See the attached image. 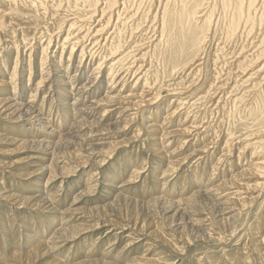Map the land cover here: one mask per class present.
Instances as JSON below:
<instances>
[{
  "label": "rangeland",
  "instance_id": "obj_1",
  "mask_svg": "<svg viewBox=\"0 0 264 264\" xmlns=\"http://www.w3.org/2000/svg\"><path fill=\"white\" fill-rule=\"evenodd\" d=\"M32 1L35 0H3L0 3V99L6 97L4 99L12 100L14 105L18 103L24 105L23 109H17L15 112L18 115L21 114L19 119H16L18 115L15 116V113L4 118L1 115L3 111L0 110V162L3 161V166L0 165V264H103V262L107 264H144V262L152 264L147 263V260L159 261L161 264H250L252 261H255L256 264H263L261 258H264L262 250L264 243L260 244V247L258 246L261 250H257L255 238L264 235V227L259 225L264 218V207L263 211L259 213V208L264 202V182H262L264 179L261 180L260 176L250 177L249 175L247 178L238 180L240 183L237 186L239 187L230 190L238 191L235 199L245 198L243 208L237 202V205H220L228 197L229 199L234 197L233 195L226 194L222 200L215 199L213 196L220 192L214 189L215 186L229 180L241 170L248 169L251 162L250 157H247V155L250 156L248 153L246 156L239 157L240 151L237 150L239 144L236 142L234 146L225 144L226 139L224 138L229 133L223 112L225 113L227 107L223 111L216 110L214 108L216 105L210 103L206 107L186 104L189 107L186 105L180 107V110L171 119H167L166 112H171L178 101L180 104L184 99H188V101L194 99L192 96H188L191 94L189 93L184 96L180 95L181 97L177 96L178 100L166 88H162L160 99L150 105H143L139 112L129 106L137 100L139 101L138 97L135 99V96L140 95L144 89V80L141 78L137 81V78L142 75H139L140 72H135L134 69L139 66H136L137 62L133 64V60L138 57L134 59L133 56L143 54L146 48L147 52L154 54L156 47L160 46L159 40H156L159 32L156 33L153 30L154 25H160L161 12L166 9L169 13V9L172 11L175 8V0L129 1V9H136L130 13L137 12L141 17V20H139L140 18L135 19L136 24L142 23L143 29L141 28L142 31L139 34L141 35L147 27L151 29L146 30L139 38L140 40H133L135 45L132 49L127 50L126 60L120 62V65L123 63V67L119 68V64H117V75L113 81L109 76L110 71L106 63L110 61V58L105 59L100 70L96 69L97 59L101 56L104 57L103 49L90 45L86 53H83L82 46L87 45L83 39L79 40V44L75 43V40L73 42V39L68 41V44L64 42L68 26L57 34L61 35V38L55 37V40L53 39L50 43V47H46L49 37H43L39 33L41 27L35 26L33 34L28 35L31 31L23 29L27 26L24 27L23 24L18 23L11 15L17 16L23 13V6L30 5ZM48 2L51 6L54 0H48ZM102 2L98 5L99 9L104 7ZM204 8V12H207L206 9H209V6ZM156 13H158L157 17H155ZM207 13H205V18L202 16L204 13L200 14L203 21L207 18ZM40 14L38 12L35 15L38 20L40 17L42 18ZM125 15L124 17L122 15L121 18H125ZM200 15L198 20L201 21ZM215 15L218 16L217 13ZM215 15L210 16V20L213 19V22L212 20L204 24L200 22L201 28L196 31L198 36L209 35L212 32V35L207 36L205 45L202 46L204 49L200 58H203L201 60L205 61L204 63H208L217 46L218 40L215 42L216 37H213L214 27L217 22L218 26L223 25L220 17L216 19ZM100 17L97 15L95 19ZM135 17L136 15H133L131 20ZM156 18L157 20H155ZM62 19L64 17L60 20ZM193 20L194 26L197 19ZM135 21L130 23V26L134 25ZM210 22L213 24L211 25ZM75 28L76 26L72 29ZM165 30L168 31L164 32V38L168 39L174 35L172 29L166 28ZM179 31L180 29L177 32ZM79 32L78 30L74 31L75 35ZM193 33L195 34V30ZM14 35L16 36L14 37ZM79 35H83V32ZM152 43L154 45H151ZM100 51L102 52L100 53ZM130 62L133 64V69L128 70L132 65L129 64ZM16 63L18 66L14 70ZM6 66L8 67L7 71L5 70ZM230 69H225L224 75L222 73L219 76L228 84V90L237 89L234 84L246 79V72L252 73V70L249 69L246 72L241 70L240 72L237 63H234ZM213 70L211 67L207 71L211 74L208 77L205 75L203 81L200 82V85L204 83V88H207V81L209 82L210 77L214 76ZM247 84L249 82H246L245 86ZM240 86L242 89L244 85ZM151 87L148 84L147 89L144 90L150 93L144 98L145 100L154 96L152 93L154 89L149 90ZM204 88L201 89L203 92H205ZM127 94L128 97L125 98ZM100 101L102 102L99 103ZM129 108L130 110L127 111ZM28 109H33L35 113L32 116L37 115V117H41V120L30 119V114L27 113ZM157 110L160 111L157 112ZM134 111L138 114L133 118L132 123L125 124L127 116L132 115L133 117ZM147 115L150 117L144 120V116ZM30 121H33V124ZM81 121H86L91 125L84 124L85 126L80 127ZM191 121L198 126V129L195 130L194 126V130L186 135L174 134L160 141L155 139V136H158L156 132H153L152 136L145 129L146 125L155 123L157 124L156 128L161 130L166 128V132H172L191 125ZM97 124H99L97 130L102 131L101 133L105 135L88 139L90 127ZM139 124L142 125L140 137L137 138L135 130ZM176 124H178L177 127ZM100 132L98 133L101 134ZM197 134L201 137L197 138ZM212 138H216L218 141L216 140L215 145L208 148L206 152L208 154L201 155L198 148L203 147L204 143L202 142H205V145L211 143L209 141ZM19 140H27L29 143L20 145ZM114 141H120L123 144L119 146H124L114 150L113 156L109 157L107 156L109 153L108 143ZM154 143L161 147L158 149H161L162 153L153 149L152 146L156 145ZM225 148L228 153H225ZM175 150L177 151L173 152ZM31 156L36 157L30 160ZM52 156L58 157L62 162L51 165L48 160H51ZM187 156L189 157L186 162L179 165L181 167L178 166L176 171L164 174L165 171L167 172L168 164L176 157L180 159ZM40 158L45 159L41 160ZM103 159L105 161L101 164ZM8 163L15 164L12 171L10 168L4 167ZM157 168L159 169L156 170L158 174L161 172L159 175L156 171L154 172ZM160 168L163 170L160 171ZM52 171L56 178L49 182L48 178ZM20 173L26 177L19 176ZM194 173L195 175H193ZM197 175L199 182L194 181L193 183L192 179H196ZM161 181L162 183H160ZM198 190L211 193L205 192L204 198L193 210L187 206L185 200ZM4 192L22 198L32 197L30 202L36 205L26 204L23 207H21L22 205L18 207L12 199L5 198V200L2 197ZM159 197L161 199L158 200ZM171 201L174 202L173 205H171ZM182 201H184V205L182 203L179 205L178 202ZM149 203L153 205L151 206ZM148 205L151 207L148 208ZM228 205L230 208L234 207L233 212L227 209ZM179 208L181 209L178 210ZM190 209L192 210L189 211ZM196 213L199 217L207 215L206 217L209 219L200 223L196 222L195 220L198 218L194 216L197 215ZM257 213L259 214L257 215ZM53 216H57L58 220L55 221ZM143 223H145L146 231L142 230ZM123 225H127V229H122ZM155 226H159L164 232H171V236H174L173 241L178 246L175 248L174 245L152 236L149 232L153 231ZM82 230L84 231L82 232ZM255 232L258 234L255 237H250V233ZM56 235L66 238L67 241L55 244L54 236ZM220 235L223 237L222 241L214 239ZM40 236L49 243L35 254L36 258L28 259L23 256L22 259H18L12 257L14 254L30 251L37 244V239ZM54 246H57L56 249Z\"/></svg>",
  "mask_w": 264,
  "mask_h": 264
},
{
  "label": "bare ground",
  "instance_id": "obj_2",
  "mask_svg": "<svg viewBox=\"0 0 264 264\" xmlns=\"http://www.w3.org/2000/svg\"><path fill=\"white\" fill-rule=\"evenodd\" d=\"M2 1L3 0H0V3ZM129 1L130 0H105L104 2H102L101 0H54L53 5L51 4V6H49L48 0H35V1L30 2L31 3L30 5L25 4L26 6H23V8H22L23 13H20L17 16L11 15V14L10 15H11V17L13 16L14 17L13 19L18 21V23L23 24L24 27L27 26L23 29H24V31L28 30V32L31 31V33L28 35L33 34V28L35 26H37V28L41 27L42 28L41 32H39V33H41V36H43V37L48 36L49 37V40H48L46 47L50 45V43L53 41V39L58 36L57 34L60 33L64 27L68 26L69 29L67 31L66 37L64 38V42H67V44H68V41L73 39V42L75 40V43L78 42V44H79L80 43L79 40L83 39L84 40L83 42H85V43L87 42V45L82 46L83 53L84 52L86 53V51H87V49H89L90 45H92L94 47L101 48V50L103 49L102 55H104V57L101 56L99 59H97L98 65H97L96 69L100 70L105 63V59L110 58V61H108L106 63L108 65L109 71H110L109 76H111V80L113 81L115 76L117 75L116 69L118 68V66H119V68L123 67V63H122V65H120V62H122V61L124 62L126 60L125 55L127 54L126 53L127 50L132 49L135 45V43H133V40L139 39L140 37H142V35L144 34V32L146 30L151 29V28L147 27L146 30L143 31V33L141 35L139 34L140 31H142V29H143V27H141L142 23L136 24L135 19L140 18L139 20H141V17L139 16V14H137V12H135L134 14H131L132 13L131 11H134L136 9H134V10L129 9V6H128ZM101 2H102V5H104L103 9H99V6H98ZM174 2H175V8L172 11L169 9V11H170L169 13L166 9L164 12H161L162 13L161 17L158 16V17H160V19H159L160 25H158L156 23L157 25H154L155 28L152 27V28H154L153 30L156 31V33L159 32L158 33L159 35L156 38V40H159V43H160V46L156 47L154 54L152 55L151 53H149V51L147 52V50H146L147 48L145 47L146 49L144 50L145 52H143V54L133 56L134 59H135V57H138L136 60H133V64L135 62H137L136 66L137 67L139 66L138 68H134V69H135V72L138 71V72H140L139 75H142L141 77L139 76V78H137V81H139L141 78L144 80V82L142 81L144 83V89L142 88L143 90L140 93V95L135 96V99H136V97H138L139 101L137 100L136 102L132 103V105H129V106H132L133 110L139 112L143 105H150V104L154 103L157 99H160L162 88H166L171 94H173V96L175 98L177 96H180V95L184 96L185 94L188 95L189 93H191L188 96H192L194 99L193 101H188V99H184L183 101H181L180 104H178L179 101L177 102V99H176L177 105L175 104L176 105V106H174L175 108L173 110L171 109L172 111L169 110L171 112H168V113L165 111L167 116L165 114L164 115L167 117V119L168 118L171 119L180 110V107L185 106L186 104L187 105L188 104L193 105V106L198 105L197 107H199V106L200 107H202V106L206 107V105H208L210 103L212 105H214V104L216 105L214 107L216 110L220 109L223 111H225V107H227L225 113L223 112V114H225V119H226V123L228 125V133H229V135L225 136V138H224V139H226L225 144H226V146H230V145L234 146L235 142H236V144H239L240 146L238 147V149L236 148L237 150L240 151V153H238L239 157H242L244 155L246 156V154L248 153V154H250V156L247 155V157H250L251 162H250L248 169L241 170L240 172L236 173L234 176L230 177L229 180L223 181L222 183L220 182V184L215 186L214 189L217 191H220V192L214 194L213 196L215 199H221L222 200V199H224V196L226 194L227 195H233L234 197L231 196L232 198H230V199L228 197V199H225L224 201H222L220 203V205H226V204L232 205V204H236V202H237V203H239L240 207L243 208L245 205V201H246L245 198L244 199H242V198L241 199H235L236 195L238 194V191L232 192L230 190H234L236 187H239V186H237V184L240 183L238 180L243 179L245 177L247 178V176H249V175H250V177L251 176H257V177L260 176L259 178L261 180L264 179V0H175ZM191 4H192V6H191ZM206 4L209 6V9H206L208 13L204 12V9H205L204 7L207 6ZM28 8H30V9H28ZM0 9H1V5H0ZM38 12H40L41 13L40 15L42 16V18L40 17L39 20L35 16ZM201 13H204L202 15L204 18L206 17L205 13H207V18H206L207 20L204 19V21H203V17H201V15H200ZM216 13L218 16L215 15ZM63 15H66V16H63ZM97 15L101 16V17L99 19H95V18H97ZM122 15H123V17L125 15V18H121ZM133 15H136V17L131 20V17ZM157 15H158V13H156L155 17H157ZM199 15L202 18L201 21L198 20ZM211 15L212 16L215 15L216 19H217V17H220V20L223 21V25L218 26V22H217L216 27H214L215 30H214L213 37L214 38L216 37L215 42L218 40L216 43L217 46H216V49L214 51V54L211 55L212 56L211 59H209V61L207 60L208 63H204L205 61H202L203 58H200L202 55V50L204 49L202 46L205 45L204 43L207 40V36H209L212 32H210L209 35L205 34V36H203V34H202V36H198L199 34L196 31H198L201 28L200 27L202 25L201 23L204 24L207 21H211V20H212V22L214 21L213 19L210 20ZM62 17H64V19L60 20ZM65 19H68V20L66 21ZM193 19H195V20L197 19L196 20L197 22L194 24V26H193V22H194ZM155 20H157V18ZM16 21H13V22H16ZM134 21H135V24L130 26V23H132ZM70 22H72V23L70 25H68ZM77 24H80V25H77ZM212 24L213 23H211V25ZM74 26H76V28L72 29V28H74ZM166 28H169L170 30L172 29V32L174 33V35L170 36L168 39L164 38V32L166 33L168 31V30L167 31L165 30ZM179 29H180V31L177 32ZM77 30H78V32L79 31L80 32L78 34L76 33V35H75L74 31H77ZM170 30H169V32H170ZM193 30H195V34L193 33ZM211 30H212V26H211ZM82 32H83V35H79ZM15 36L16 35H14V37ZM60 36H58V38H61ZM214 38H212V39L214 40ZM151 45H154V44L152 43ZM44 52H46V51L44 50ZM101 52L102 51H100V53ZM131 62L129 64H132ZM41 63L43 65V62H41ZM234 63L235 64L237 63V68L239 69V71L241 70L242 72H246L249 69V70H252V73H249V72H246V74L243 73L247 76V78L243 79L242 81L240 80L239 82L237 81L235 84L233 83L236 86L235 88H237V89L233 88L232 90H228V86H227L228 84L224 80H221L222 77L220 79L219 76H221L222 73L224 75L225 69H228V68L230 69V67ZM3 64H4V62H3ZM117 64H119V65L117 66ZM133 64L130 66V68H128V70L133 69L132 68ZM17 66H18V63L15 64L14 70H16ZM147 67H149V68H147ZM211 67H212V69H214L213 70L214 76L210 77L209 82L207 81V84H208L206 86L207 88H204V86H203L204 83H202L200 85V82L203 81V79L205 78V75L208 77L211 74L210 72H207ZM7 69H8V67L5 70L7 71ZM30 70H32L31 67H30ZM230 70L232 71L233 69H230ZM6 71H5V73H6ZM29 72L31 73V71H29ZM135 72H133V73H135ZM225 76H226V74H225ZM225 76H224V78H225ZM242 76H244V75H242ZM207 77H206V79H207ZM41 79H43V77H41ZM246 82L247 83L249 82V84H247L245 86ZM148 84H150L152 86L149 90L154 89L152 91L154 96H152V98L150 97L151 99H149V100H147V99L145 100L144 98L150 94L148 91H144L147 89ZM239 85H244V86L241 89V86L239 87ZM203 88L205 89V92H203V90H201ZM173 96H171V97H173ZM127 97H128V94L125 96V98H127ZM217 97H218V99H217ZM4 98H6V97H4ZM4 98L0 99V108H1L0 110L3 111L1 113V115L4 118H8V116L11 114L14 115V113L17 111V109H23L24 108L23 103H20V104L18 103L17 105H14L12 100L4 99ZM111 98H113V97H111ZM130 100H131V98H130ZM163 100L164 99H162V101ZM178 100H179V98H178ZM101 102L102 101H100L99 103H101ZM169 105H170V103H169ZM187 107H189V106H187ZM209 107H212V106H209ZM161 108H163V107H161ZM85 109H87V108H85ZM129 110H130V108L127 109V111H129ZM185 110H186V108H185ZM40 111L41 110L39 109V112ZM159 111L157 110V112H159ZM138 112H135L133 114V117H132V115L131 116L128 115L129 117L127 116V118L125 119V124H131L133 118H135V116L138 114ZM188 112H189V110H188ZM27 113L30 114L29 115L30 119L37 118V120H41L40 119L41 117L39 118V117H37V115L32 116V114L35 113L33 111V109H28ZM148 114H149V112H148ZM184 114H186V113H184ZM17 115L18 114L15 113V116H17ZM157 115H158V113H157ZM160 116H161V114H160ZM20 117H21V114H19L18 118H16V119H19ZM144 117H145L144 118V120H145V119H148L150 117V115H147ZM156 117H158V116H156ZM154 118H155V115H154ZM192 118L194 120V117H192ZM177 119L179 120V118H177ZM153 120H155V119H153ZM30 122L33 124V121H30ZM157 123H159V122H157ZM191 123H190L191 125H189L187 127L185 126L184 129L182 128V129L172 131V132H166L167 131L166 128L165 129L162 128L164 131L161 130L160 128H156L157 124H155V123H150V124H148V126L146 125L145 129L148 130L152 136H153V132H156L158 134V136L155 134L157 136V137L155 136V139L160 141V140L165 139L167 136L174 135V134L186 135L187 133H190L194 130L193 129L194 126H195V130L198 129L197 128L198 126H196V124L194 122L191 121ZM84 124H87V125L90 124L91 125V123H88L86 121H81L80 127H82ZM188 124H189V122H188ZM97 125L90 127V129L88 131L89 134L87 136L88 139L92 138V137L99 136V135H105L104 133L103 134L101 133L102 131L100 132L99 130H97V127H99V124H97ZM141 125L142 124H139V127H137V129L135 130V131H137V133H136L137 138L140 137L139 133L141 131ZM177 125L178 124H176V127H177ZM44 127H46V126H44ZM77 127H79V126H77ZM86 127H89V126H86ZM153 127H155V128H153ZM103 129H105V128H103ZM98 132H100L101 134H99ZM196 136L198 138V136H200V135L197 134ZM196 136H195V138H196ZM62 138H59V139H62ZM180 138H181V136H180ZM190 138H191V136H190ZM216 138H217V135H216ZM216 138H212L211 141H209L211 143H209V144L207 143L206 145H205V142H202V140H201V142L204 143V145H202L203 147L198 148L199 150L198 149H196V150H198L200 152V154L204 156V154L207 152L208 148H210V146L212 147V145H215L214 143H216V140L218 139V138L217 139ZM18 142H20V145H25V144L29 143L27 140H19ZM108 144H109V153L107 154V156H109V157L113 156L114 150H116V149L118 150L119 148L124 146V145L119 146L120 144H123L120 141H117V142L114 141V142H110ZM154 144H156V143H154ZM193 146H194V144H193ZM152 147H153V149L155 148L156 151L159 150L158 148H161V147H159L158 144L153 145ZM194 150H195V148H194ZM225 150H226V148H225ZM161 151L162 150L160 149L158 153H162ZM176 151L177 150H175L173 152H176ZM192 152H193V150H192ZM225 153H228V151L226 150ZM206 154H208V153H206ZM166 155H169V154H166ZM189 155H191V154H189ZM35 157L36 156H31L30 160L35 158ZM188 157L189 156H187L185 158H180V159H178L176 157V159H178V160L175 159V160L171 161L170 164H168L169 166H168L167 172L165 171L164 174L166 175L170 171H173V170L176 171L178 166L182 165L184 163V161L186 162ZM222 157L224 158V156H222ZM247 157H245V158L247 159ZM40 159L43 160L45 158H40ZM104 159H106V158L104 157ZM104 159L101 161V164H102V162L105 161ZM48 161H50L51 165L54 163L56 164L57 162H62V161H59V158L55 157V156H52L51 160H48ZM135 161H136V159H135ZM2 162L3 161L0 162L1 166H3ZM14 165H15L14 163H12V164L8 163V165L4 166V167L10 168V170L12 171L14 169V168H12ZM74 165L76 166V164H74ZM179 167H181V166H179ZM215 168L217 169L218 167H215ZM71 169H73V168H71ZM195 169L197 170V168H195ZM156 170H159V169L158 168L155 169L154 172ZM162 170L163 169H161L160 171H162ZM54 171H52V173L50 174V177L48 178L49 182L53 181L56 178ZM139 171H141V170H139ZM156 173L158 174L157 171H156ZM67 175H71V174H67ZM193 175H195V173ZM19 176L26 177V175H24L23 173H20ZM192 181H193V183H194V181L199 182V176L197 175V178L194 180L192 179ZM262 182H264V181L262 180ZM160 183H162V181ZM243 184H241V185H243ZM211 186H212V184H211ZM244 186H246V185H244ZM259 187H262V186H259ZM211 191H213V190H211ZM205 192L209 193L210 191H205ZM205 192H199V190H198V192L190 195L191 197L186 199L185 203L187 204V206H190L194 210V208H196V206H198L200 201L204 198ZM184 194H185V192H184ZM188 195H189V193H188ZM208 196H210V195H208ZM2 197L4 199L5 198L6 199H8V198L12 199V201H14L15 204L18 205V207L21 205H22L21 207H23L26 204L27 205L30 204L31 206L36 205V204L30 202L32 200V197H23L22 198L19 196H15L14 194H10V193L7 194L6 192L2 193ZM157 199L159 200L161 198L159 197ZM166 201H168V200H166ZM183 202L184 201L178 202V203L180 205V203L183 204ZM173 204H174V202L171 201V205H173ZM121 205H123V204H121ZM147 207L150 208L149 205ZM263 207H264V202H262V204L259 208V213H261L263 211ZM154 208H156V207H154ZM235 208H237V207H235ZM48 209H49V207H48ZM180 209L181 208H179L178 210H180ZM192 209H190L189 211H191ZM227 209H229L230 211L233 212L234 207L230 208L228 205ZM187 210H185V211H187ZM223 211H225V210H223ZM50 213L55 214L54 212H50ZM121 213H123V212H121ZM226 213H227V211H226ZM259 213H257V215ZM194 216L198 217L197 220H195V221L196 222L198 221L199 223L207 221L209 219L206 217L207 215L199 217V215L197 214ZM263 216H264V213H263ZM42 218H44V217H42ZM53 218L55 221L58 220L57 216H53ZM222 219L225 220L226 218H222ZM259 225L264 227V218H263V221L260 222ZM126 227H128V226L123 225L122 229H127ZM144 228H145V223L142 224V230L143 231L145 230ZM84 230H86V228H84ZM84 230H82V232ZM150 230H152V229H150ZM41 232H42V230H41ZM256 232L250 233L251 234L250 237H252V236L255 237V235L258 234ZM149 233L152 236L163 240V242L170 243L171 245H174L175 248L178 246L177 243L175 241H173L174 236L173 237L171 236L172 233L171 232H164L159 226H155L153 228V231H150ZM76 235H77V233H76ZM54 237H55L54 241H56L55 244H57V243L61 244L62 242L67 241V239L62 237V236L56 235ZM214 239L217 241H220V240L222 241L223 237H222V235H220L218 238H214ZM26 240H27V238H26ZM37 240H38L37 244L35 243L36 245L32 249H30V251L14 254L12 257L18 258V259H22L23 256H26L28 259H30L32 257L36 258L35 254H37V252H39V250L42 247L48 245V243H49V241L45 242L41 236ZM29 241H30V239H29ZM263 241H264V235H263V237H256L255 238L257 250H261L260 248H258V246L260 244L264 243ZM52 244H54V243H52ZM60 244H58V245H60ZM55 247H57V246H54V249H56ZM30 248H31V246H30ZM177 249H180V248H177ZM262 250L264 251V249H262ZM261 259H262L261 262H263V264H264V258L262 257ZM146 262L152 263V264H161V263H159V261L157 262L155 260H147ZM252 262H250V264H256L255 261H252ZM103 264H107V263L103 262ZM144 264H145V262H144Z\"/></svg>",
  "mask_w": 264,
  "mask_h": 264
}]
</instances>
